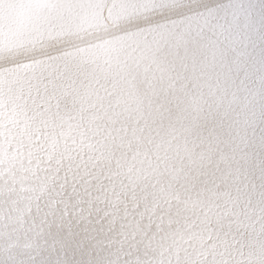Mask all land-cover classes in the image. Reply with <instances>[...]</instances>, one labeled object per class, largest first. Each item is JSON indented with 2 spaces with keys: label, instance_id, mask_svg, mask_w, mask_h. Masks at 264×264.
<instances>
[{
  "label": "bare ground",
  "instance_id": "bare-ground-1",
  "mask_svg": "<svg viewBox=\"0 0 264 264\" xmlns=\"http://www.w3.org/2000/svg\"><path fill=\"white\" fill-rule=\"evenodd\" d=\"M86 171L153 186L134 259H199L226 215L212 259H264V0H0V264H43L42 213Z\"/></svg>",
  "mask_w": 264,
  "mask_h": 264
},
{
  "label": "snow or ice",
  "instance_id": "snow-or-ice-1",
  "mask_svg": "<svg viewBox=\"0 0 264 264\" xmlns=\"http://www.w3.org/2000/svg\"><path fill=\"white\" fill-rule=\"evenodd\" d=\"M52 201L46 205L42 218L45 225L51 224L53 235L49 237V245L54 246L55 251L46 253L48 258L43 260V264H65L61 252L66 254L67 264H88L89 259L92 264H103L93 246L101 236L105 239L111 237L113 224L117 230L122 228L123 231L118 237V246L114 245L118 250L114 256L107 258L109 264H249L235 258L212 259L219 247L217 242L230 235L228 230L232 227V215L223 216L219 225H214L216 232L203 243L199 259L196 258L197 248L191 247V242L187 248L182 245L168 247L134 259L133 247L141 239L151 237L155 228L153 220L164 211L151 184L147 188H132L115 183L104 173L95 175L86 171L74 176L70 194L61 190L53 195ZM239 235L237 231L232 240L235 241ZM258 243L264 246V233ZM235 248L239 249L240 244L236 243ZM205 251L209 259L202 258ZM31 264H41V259ZM255 264H264V259Z\"/></svg>",
  "mask_w": 264,
  "mask_h": 264
}]
</instances>
